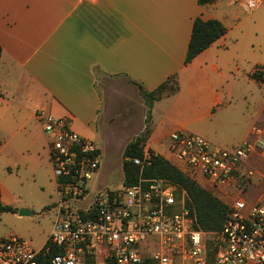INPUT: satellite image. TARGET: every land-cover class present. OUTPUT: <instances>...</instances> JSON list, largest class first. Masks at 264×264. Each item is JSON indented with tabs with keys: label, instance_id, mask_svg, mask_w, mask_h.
I'll return each instance as SVG.
<instances>
[{
	"label": "crops",
	"instance_id": "1",
	"mask_svg": "<svg viewBox=\"0 0 264 264\" xmlns=\"http://www.w3.org/2000/svg\"><path fill=\"white\" fill-rule=\"evenodd\" d=\"M198 16L220 20L227 31L185 64ZM260 28L264 0L252 10L244 0H0V155L7 164L14 157L18 167L52 170L38 111L69 117L71 127L101 150L116 145L123 155L146 126L147 107L135 82L154 90L171 75L180 87L154 102L146 150L168 158L175 130L199 133L213 146L264 138V80L254 75L264 59L242 34ZM101 73L114 83L125 79L143 100L145 112L128 141L109 126L121 118L134 126L140 119L133 110L124 117L100 90ZM246 168L258 172L244 193L253 201L264 192V149H254L241 165ZM0 188L2 202L12 205L7 188ZM225 191L237 192L235 186ZM53 207L56 217V200L46 206Z\"/></svg>",
	"mask_w": 264,
	"mask_h": 264
},
{
	"label": "built area",
	"instance_id": "2",
	"mask_svg": "<svg viewBox=\"0 0 264 264\" xmlns=\"http://www.w3.org/2000/svg\"><path fill=\"white\" fill-rule=\"evenodd\" d=\"M244 2L252 10L261 0ZM255 72L264 80V66ZM37 116L57 183V214L40 248L18 235L0 237V264H264V192L246 199L258 172L241 169L255 148L264 149V138L227 147L195 132L169 134L168 159L228 206L221 229L212 231L195 226L185 192L165 178L91 193L102 162L97 142L76 132L67 116ZM229 186L237 192L227 193Z\"/></svg>",
	"mask_w": 264,
	"mask_h": 264
},
{
	"label": "rangeland",
	"instance_id": "3",
	"mask_svg": "<svg viewBox=\"0 0 264 264\" xmlns=\"http://www.w3.org/2000/svg\"><path fill=\"white\" fill-rule=\"evenodd\" d=\"M242 31L244 38H247L248 47L253 45L256 47L257 59H264V29ZM243 62H246L245 58ZM123 81L125 82V79ZM124 82L119 80L114 83L113 78L102 73L98 74V87L110 101L122 109L124 117L129 116L133 110L137 114L135 116L140 119L134 126H128L126 118L118 119L109 126L112 134H117L128 141L138 129L145 106L137 90L129 89ZM122 93L126 95L125 99L121 96ZM130 106L133 109H130ZM117 148L116 145H107L106 149L102 147L100 173L89 181L91 193L95 187H118L123 184V155ZM9 159L12 162L7 164L0 155V184L7 188L8 196L12 198V206L16 208V211L0 212V237L18 235L30 241L35 248H40L45 244L52 230L56 213L55 207L54 209L46 208L49 203L53 204L55 200L57 202L53 170L44 166L34 169H27L20 165L18 167L13 162L17 158ZM88 201L89 198L82 203L76 202L74 206L86 205ZM21 209H27L29 213L21 214Z\"/></svg>",
	"mask_w": 264,
	"mask_h": 264
},
{
	"label": "trees",
	"instance_id": "4",
	"mask_svg": "<svg viewBox=\"0 0 264 264\" xmlns=\"http://www.w3.org/2000/svg\"><path fill=\"white\" fill-rule=\"evenodd\" d=\"M214 0H198L200 4H207ZM227 27L218 19H204L197 17L193 22L191 37L185 57L188 64L201 51L210 46L219 37L224 35ZM254 75L261 78V72ZM146 104V126L134 136L125 146L123 151L122 168L124 173L123 183L130 185L143 178H165L179 185L185 192L186 205L195 216V226L199 229L217 231L220 230L225 219L228 206L212 191L200 185L180 168L173 164L164 155L148 149L149 156L145 155L147 139L150 135L151 111L154 102L166 94H173L179 90V82L176 75L169 76L154 90H147L144 86L135 82ZM15 212L16 208L10 204H4L1 200L0 188V212ZM53 250L52 253H57Z\"/></svg>",
	"mask_w": 264,
	"mask_h": 264
},
{
	"label": "water",
	"instance_id": "5",
	"mask_svg": "<svg viewBox=\"0 0 264 264\" xmlns=\"http://www.w3.org/2000/svg\"><path fill=\"white\" fill-rule=\"evenodd\" d=\"M20 213L21 214L29 213V210H27V209H21Z\"/></svg>",
	"mask_w": 264,
	"mask_h": 264
}]
</instances>
